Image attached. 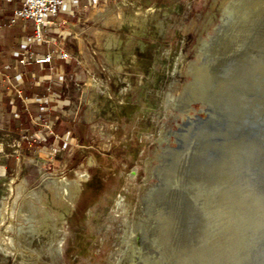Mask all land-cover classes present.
<instances>
[{
    "label": "rangeland",
    "instance_id": "obj_1",
    "mask_svg": "<svg viewBox=\"0 0 264 264\" xmlns=\"http://www.w3.org/2000/svg\"><path fill=\"white\" fill-rule=\"evenodd\" d=\"M143 8L141 28L108 22L59 130L45 112L54 134L33 124L0 170V264H264V0Z\"/></svg>",
    "mask_w": 264,
    "mask_h": 264
},
{
    "label": "crops",
    "instance_id": "obj_2",
    "mask_svg": "<svg viewBox=\"0 0 264 264\" xmlns=\"http://www.w3.org/2000/svg\"><path fill=\"white\" fill-rule=\"evenodd\" d=\"M143 1L65 0L54 16L46 14L52 22L45 31L47 40L39 41L34 38L31 19L9 22L13 8L19 6L20 1L0 0V69L27 97L26 102L22 101L11 84L0 76V170L11 168V156L22 145V134L34 129L30 114L42 110L35 97L43 94L48 84V68H41L36 63L21 64L18 61L20 49L27 46L38 55L50 51L57 56L60 50L69 54L67 59L53 61L56 74L51 81L50 111L54 127L59 130L64 106L68 103L66 96L69 92L66 90L74 86L78 88L87 79L84 72H77L78 66L93 61L99 42L108 33L105 29L108 22L122 24L124 19L127 23L134 20L136 29L141 28L139 15L144 9ZM50 139L48 132L44 131L37 144L43 146Z\"/></svg>",
    "mask_w": 264,
    "mask_h": 264
},
{
    "label": "built area",
    "instance_id": "obj_3",
    "mask_svg": "<svg viewBox=\"0 0 264 264\" xmlns=\"http://www.w3.org/2000/svg\"><path fill=\"white\" fill-rule=\"evenodd\" d=\"M10 2L12 0H5ZM20 5L16 6L12 10L11 17L9 18L10 23H14L17 19H31L34 23V38L39 41H46L45 31L48 26L51 25L52 20L46 18V14L54 16L61 6L64 4L65 0H19ZM19 59L18 61L21 64H30L36 63L40 64L41 68H48V84L46 85L45 92L35 97V101L41 106V111L39 114L31 117V121L33 124L40 126L43 129L49 130L52 134H54L51 130L50 121L43 116L45 112L50 111V99L52 97L51 90V81L53 78V74H56L54 70L53 61L56 58H69V54L67 51L60 50L57 56H53L50 51H47L43 55L36 54L32 49H29L27 46H23L19 51ZM0 76L5 78L7 82L11 84V86L16 91L17 95L21 98L22 101L26 102L27 97L23 95L19 89V87L11 82V79L6 76L0 69ZM25 135L26 138H31L32 140L41 139L38 135L34 134Z\"/></svg>",
    "mask_w": 264,
    "mask_h": 264
},
{
    "label": "bare ground",
    "instance_id": "obj_4",
    "mask_svg": "<svg viewBox=\"0 0 264 264\" xmlns=\"http://www.w3.org/2000/svg\"><path fill=\"white\" fill-rule=\"evenodd\" d=\"M193 72H194V76H195V79H199V80H201L203 77H204V69H203V67H202V64H197V66H195L194 68H193ZM192 95H194V94H192V93H188L187 95H186V97H189V96H192ZM186 97H185V99H183V100H180V101H178V103L176 104L177 106H180V108H182V109H188L189 107H191V104H190V101L189 100H187L186 99ZM208 110L210 111V112H213V109L211 108V106H210V104H209V107H208ZM208 124H210V119L209 118H202V117H197V118H195V119H192L191 117H188V121H186L185 123H183L182 124V127L184 128L183 130L182 129H180V130H173L172 128H164V129H161L160 131H161V134H162V136H161V140H168L169 138H170V136L172 135V134H174V135H176V137H180L184 132H186V131H188V129H190L191 127H194V126H198V125H208ZM164 150H167L168 151V153H170L169 151H173V149H164ZM163 153H164V151H163ZM163 153L162 154H159V156H161V155H163ZM155 171H156V173L158 174V175H161L162 174V171H163V168H161L160 166H158L156 169H155ZM83 176V175H82ZM84 177V176H83ZM81 179V178H80ZM168 182L169 183H171V184H174V186H175V189L173 190V192L174 193H181V195H183V190L181 189V187L175 182V180H173V179H171V178H168ZM163 185V184H162ZM169 184H164V186H163V188L164 189H166V188H168L169 186H168ZM79 186V185H78ZM160 187H162V186H160ZM76 188V187H75ZM74 188V189H75ZM77 190H79V189H77ZM73 198V197H72ZM75 198V197H74ZM71 202V201H70ZM69 202V203H70ZM121 202V200L119 199L118 200V203H120ZM70 206V205H69ZM68 208V207H67ZM66 208V209H67ZM59 240V239H58ZM59 244H57V246H58ZM55 249V248H54ZM57 250H58V248H56ZM55 251V250H54Z\"/></svg>",
    "mask_w": 264,
    "mask_h": 264
},
{
    "label": "water",
    "instance_id": "obj_5",
    "mask_svg": "<svg viewBox=\"0 0 264 264\" xmlns=\"http://www.w3.org/2000/svg\"><path fill=\"white\" fill-rule=\"evenodd\" d=\"M201 103V102H200ZM201 104H203V103H201ZM200 111H203L204 113H206L207 114V110L204 108V109H202V108H200L199 110H198V112H200ZM196 115H198L197 113H196Z\"/></svg>",
    "mask_w": 264,
    "mask_h": 264
}]
</instances>
